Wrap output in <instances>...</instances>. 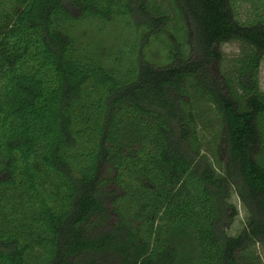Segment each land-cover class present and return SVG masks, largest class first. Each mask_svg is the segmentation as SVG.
I'll list each match as a JSON object with an SVG mask.
<instances>
[{"label": "trees", "instance_id": "16d2710c", "mask_svg": "<svg viewBox=\"0 0 264 264\" xmlns=\"http://www.w3.org/2000/svg\"><path fill=\"white\" fill-rule=\"evenodd\" d=\"M172 1L186 50L121 78L60 24L117 15L158 37L162 0H0V264H182L174 231L201 264H264V5ZM232 189L234 235L218 229Z\"/></svg>", "mask_w": 264, "mask_h": 264}, {"label": "rangeland", "instance_id": "374dc122", "mask_svg": "<svg viewBox=\"0 0 264 264\" xmlns=\"http://www.w3.org/2000/svg\"><path fill=\"white\" fill-rule=\"evenodd\" d=\"M162 2L163 8L167 9L172 19L164 33L158 37L147 36L139 18L117 15L106 22L94 16H87L62 22L60 26L71 36L77 56L84 61L97 62L104 68L117 73L119 77L125 78L135 70L140 58L157 65L166 63L168 50L174 46L175 40L180 41L185 50L187 48L185 23L178 14L175 4L172 0H162ZM261 3L264 5V0H261ZM256 4L259 5L258 0H234L235 10L240 17L251 16ZM240 49L241 44L237 41L222 44L220 50L224 56V65L231 64ZM214 67L217 70V67ZM258 82L264 91V57L258 70ZM213 126L215 127L214 124ZM212 140L213 137H211ZM206 145L208 149L205 153L209 156L215 149L211 143L206 142ZM228 203L230 207L225 208L218 229L234 235L243 228L247 216L235 189H232ZM174 234L179 233L174 231L169 238L172 244L177 246L182 264H201L197 258L199 246L194 234L182 236L183 234L180 233L178 237ZM256 248L257 252L263 255L261 247L257 245Z\"/></svg>", "mask_w": 264, "mask_h": 264}]
</instances>
